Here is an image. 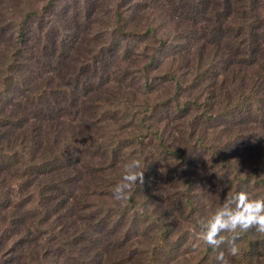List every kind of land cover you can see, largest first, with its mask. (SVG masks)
<instances>
[{"label": "trees", "instance_id": "trees-1", "mask_svg": "<svg viewBox=\"0 0 264 264\" xmlns=\"http://www.w3.org/2000/svg\"><path fill=\"white\" fill-rule=\"evenodd\" d=\"M136 5L143 10L137 24L126 16L124 24L122 15L116 23L125 34L149 39L139 53L144 87L137 97L147 112L127 125L138 130L126 139L124 134L108 136L112 124L107 117L133 114L132 109L103 97L105 92L89 95L95 78L84 70L90 67L78 66L72 57L68 62L63 41L61 47L55 40L44 48L41 40L35 57L25 28L37 12L27 15L14 42L3 50L0 240L8 236L20 248L23 264H123L126 256L140 264H183L181 259L184 264H217V250L203 241L191 260L184 258L190 231L200 232L198 220L239 191L264 198V0ZM83 41L88 53V38ZM161 53L168 61L158 67L166 69L164 83L171 90L164 99L151 94L155 84L149 70L157 59L163 62ZM88 56L96 57L94 52ZM32 61L39 74L44 68L52 75L37 77ZM161 109L170 117L166 121L159 118ZM174 113L177 122L171 119ZM141 135L148 144H126ZM44 137L54 139V148L42 150ZM132 145L131 155L137 153L145 169L144 183L133 185L126 200H113L102 188L121 180L124 166L112 157ZM29 177H34L41 206L31 225L7 192ZM208 177L225 179L212 184ZM124 219V233L111 229ZM237 244L236 256L221 246L229 264H264V235L254 229L241 232Z\"/></svg>", "mask_w": 264, "mask_h": 264}, {"label": "rangeland", "instance_id": "rangeland-1", "mask_svg": "<svg viewBox=\"0 0 264 264\" xmlns=\"http://www.w3.org/2000/svg\"><path fill=\"white\" fill-rule=\"evenodd\" d=\"M146 1L149 4H166L167 2V0H0V40L2 41L0 57L4 56V48L14 42L15 36H17L21 24L27 18V15L30 12H37L29 20L27 19V28H25V32L31 40L30 47L33 48L35 57L38 54V51L35 49L41 40L43 41L41 46L44 48L47 46L50 47L55 40H58L59 47H61V42L63 41L65 49L69 50L67 53L68 62H71L70 57H72L75 60L74 63L78 66L90 67L84 70L86 73H91L93 78H95L93 85L89 88V95H94L96 91L105 92V94L103 93V97L115 101H123L125 105L132 109L133 114H128L123 111V114L117 115L113 113L107 117V122L112 124L107 131L108 136H120L124 134V139H126L129 132L138 130L137 125L131 126V128L127 127V125L133 121L137 123V120L147 112V107L138 103L137 97L141 96L144 87V79L142 78L143 64L138 65L139 53L141 52V47L144 44H148L149 39L136 34H125V29L123 31L118 30L116 20L118 15H122L124 17V24L125 16L129 22L135 21L134 23L137 24L139 21L138 16L141 17L143 10L138 9L136 4L141 5V2L144 3ZM47 36L49 38L45 40ZM85 37L88 38V44L90 46L88 53L94 52L96 57L88 56L87 49L83 43ZM73 40H77L75 46L71 44ZM77 47L85 48L79 49ZM147 49L152 51L150 47ZM28 51L30 52V50ZM164 56L165 59L162 63H160L161 59H157L153 67L149 68L151 72L150 81L156 86L153 85L155 89L151 94L153 96H160L162 99L171 95L170 87L164 83L166 69L160 71V67H158L168 61V55L166 56L161 53V58ZM56 58L58 59V57ZM141 58H144L142 53ZM141 58L140 62L143 60ZM147 58H150V56ZM28 64H31V62H28ZM34 64L35 62L32 61L30 69L36 73L37 77L41 75V78H46L48 74L52 75V73L45 71L44 68H42L41 74H39ZM126 66L134 70H127ZM53 68L58 69L54 65ZM128 98L133 99L130 101ZM165 110H160L159 118H163L166 121L170 117L164 113ZM62 118L68 124L70 123L67 117ZM171 119L173 122L178 121L176 113L172 114ZM205 126L208 127L209 125ZM135 134L140 135L139 133ZM144 140V137L141 135L134 140L131 138V141L126 144L130 145L129 143ZM43 142L42 150L45 151L46 147L54 148L53 138L49 140L47 137H44ZM145 142L148 144V141L145 140ZM113 144L119 148L118 143ZM108 146L109 144L106 147ZM133 148H135L133 145L127 148L122 147V152L118 153L115 158L112 157V162L114 159L117 165L123 164L124 166L131 159L137 158V153L131 155L132 151H134ZM48 154L50 153L48 152ZM80 157L87 158L85 153H82ZM76 164L77 166H81V163L76 162ZM99 166L101 164H97V167ZM109 171L112 170L109 169ZM101 174L102 172L98 173V175ZM29 178H32L30 182L28 180ZM29 178H25L27 179L25 185L20 180L19 184H12V191L7 192H9L10 198L12 199V206L23 212L26 223L31 225L32 221L38 218L39 212H41V206L39 205V193L34 191V177ZM224 179L223 177L222 181ZM207 180L212 184L222 182L216 179L212 181L211 177H208ZM120 182L121 180H110L108 186L102 188L104 190L103 192L113 194L114 187ZM253 191L256 193L257 190L253 188L251 191L252 196H254ZM111 199L115 200L114 197H111ZM0 208L3 211L1 202ZM126 222V219L121 222H115L117 224L111 229L116 228V231L124 233ZM137 226L139 230L144 228L143 222ZM41 228L46 229L44 227ZM7 237L0 240V264H23L20 248L11 244V239ZM46 238L43 240L44 244ZM120 241L122 243L124 239L122 238ZM202 241L200 232L190 231V236L187 239L188 248L184 249L186 251L183 254L184 258L191 260L201 250ZM126 244L124 241V245ZM197 244L198 246L194 247ZM181 262L184 264L183 259H181ZM122 263L140 264L135 262L134 259L130 260L128 256L124 257Z\"/></svg>", "mask_w": 264, "mask_h": 264}, {"label": "clouds", "instance_id": "clouds-1", "mask_svg": "<svg viewBox=\"0 0 264 264\" xmlns=\"http://www.w3.org/2000/svg\"><path fill=\"white\" fill-rule=\"evenodd\" d=\"M144 171L140 160L128 161L123 167L121 182L114 187V199L126 200L133 185L144 183ZM198 225L203 242L217 250V264H229L225 251L221 250L222 245L226 246L230 255L236 256L239 253L237 240L241 232L254 229L264 235V198H250L249 193L239 191L226 198L223 206L210 217L198 220ZM222 233L231 235L226 237Z\"/></svg>", "mask_w": 264, "mask_h": 264}]
</instances>
